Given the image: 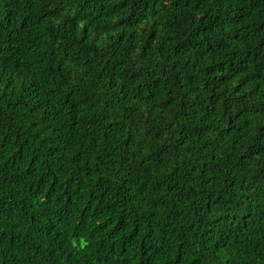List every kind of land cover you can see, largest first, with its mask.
<instances>
[{
  "label": "trees",
  "instance_id": "1",
  "mask_svg": "<svg viewBox=\"0 0 264 264\" xmlns=\"http://www.w3.org/2000/svg\"><path fill=\"white\" fill-rule=\"evenodd\" d=\"M0 264H264V0H0Z\"/></svg>",
  "mask_w": 264,
  "mask_h": 264
}]
</instances>
